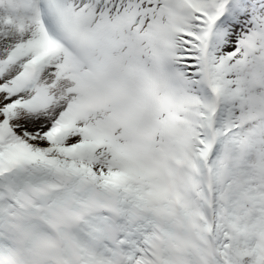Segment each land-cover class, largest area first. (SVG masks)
<instances>
[{
  "label": "snow or ice",
  "instance_id": "6c2138e0",
  "mask_svg": "<svg viewBox=\"0 0 264 264\" xmlns=\"http://www.w3.org/2000/svg\"><path fill=\"white\" fill-rule=\"evenodd\" d=\"M0 264H264V0H0Z\"/></svg>",
  "mask_w": 264,
  "mask_h": 264
}]
</instances>
